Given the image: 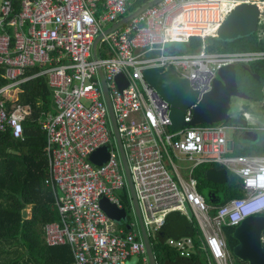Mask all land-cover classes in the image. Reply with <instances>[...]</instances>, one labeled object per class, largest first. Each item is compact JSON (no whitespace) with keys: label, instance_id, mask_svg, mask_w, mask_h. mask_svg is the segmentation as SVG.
Returning <instances> with one entry per match:
<instances>
[{"label":"built area","instance_id":"2783aa9c","mask_svg":"<svg viewBox=\"0 0 264 264\" xmlns=\"http://www.w3.org/2000/svg\"><path fill=\"white\" fill-rule=\"evenodd\" d=\"M131 2L1 0L0 67L8 82L0 86V132L22 138V122L30 106L18 101L20 84L45 77L56 112L39 121L48 162L44 186L52 191L59 215L58 223L42 230L45 244L67 246L72 264H126L131 258L148 264L139 228L125 232L98 204L105 198L122 208L120 193L126 189L110 139L99 67L149 241H155L168 213L179 211L189 217L188 206L203 233L199 245L191 237L168 238L165 245L180 258L200 253L208 264H228L221 228L264 213V156L229 155L226 133L237 129L225 125L185 127L171 133L170 105L142 71L164 72L171 67L197 92L184 111L183 123H188L220 68L263 60L264 52L210 53L202 44L192 53H175L173 44L186 43L192 36L202 41L215 37L227 14L241 4L256 5L258 25L264 27V0H160L104 35L94 59L95 39L126 16ZM32 67L39 70L26 74ZM119 74L126 81L121 90L114 80ZM100 147H106L107 158L96 166L88 156ZM206 162L234 173L243 195L217 206L206 203L192 176L193 169ZM261 240L264 244V233Z\"/></svg>","mask_w":264,"mask_h":264},{"label":"trees","instance_id":"16d2710c","mask_svg":"<svg viewBox=\"0 0 264 264\" xmlns=\"http://www.w3.org/2000/svg\"><path fill=\"white\" fill-rule=\"evenodd\" d=\"M146 0H132L128 12L137 8ZM127 12V13H128ZM264 27L258 25L257 31L249 36L239 37L229 41H220L215 37H189L186 43L173 44L175 53H192L203 44L204 50L210 53L235 52H264ZM263 31L260 35V31ZM39 70L32 67L26 71L30 74ZM4 69L0 67V86L8 80L3 77ZM235 93L253 101H262L261 89L264 86V59L249 65H240L237 68ZM18 101L30 106V113L22 122V138L14 139L9 131L0 132V264H72V258L67 246L50 247L45 244L43 228L48 224L58 223L59 215L54 207V196L49 188L44 186L48 175V162L44 154L46 144L45 134L42 132L39 121L47 113H55L52 90L47 79L43 76L25 80L20 84ZM245 119L242 114L225 126L245 128ZM234 133V144L231 156L251 154L262 155L263 148L252 145L241 148L237 143L242 136ZM112 135L110 133V139ZM113 139V138H112ZM263 147V146H262ZM254 152V153H253ZM209 167H223L218 163H201L192 172L196 179V188L199 191L203 185L211 187L209 195L203 197L206 203L217 206L233 197L243 195L241 181L234 173L232 180L223 184L212 183L205 179V171ZM121 207L126 210V225L135 223L131 202L125 188L120 193ZM29 213H26V209ZM212 214L215 213L213 209ZM182 223L177 234H171L168 224L173 220ZM125 224L119 225L125 232ZM233 227L223 226L222 236L225 247L230 252L236 241L232 239ZM191 237L196 246L202 237L195 218H187L179 211H172L165 217V223L157 232L155 241L150 238L156 264H205L202 254L197 253L191 258H180L167 245L168 238ZM264 246V244H263ZM11 252H10V250ZM12 255L8 257V255ZM240 264H244L241 263Z\"/></svg>","mask_w":264,"mask_h":264},{"label":"water","instance_id":"95a60500","mask_svg":"<svg viewBox=\"0 0 264 264\" xmlns=\"http://www.w3.org/2000/svg\"><path fill=\"white\" fill-rule=\"evenodd\" d=\"M160 0H148L128 12L126 16L111 25L102 34H100L93 43V56L95 59V50L98 42L104 35L111 33L114 29L131 20L141 11L157 3ZM259 10L256 5L241 4L235 6L225 17L215 32V38L220 41H229L239 37L249 36L255 33L258 28ZM240 65H226L220 68L216 77L212 80L210 89L202 94L192 110L191 118L188 123H183L184 111L197 98V92L189 88L185 79L178 77L176 71L168 67L164 72L157 68H147L142 71V76L147 83L161 96V98L170 105L169 131L171 133L179 132L182 128H194L198 126L211 125H227L230 123L229 116L230 100L235 93V81L239 77L237 68ZM98 73L101 78V92L104 104L107 109L110 133L115 143L121 169L125 179L126 189L131 202L132 212L137 218L141 236L144 242L148 264H156V260L152 251V246L147 236L144 225L142 212L139 206L137 196H134L132 183L128 173V168L124 158L121 142L117 134L115 121L109 104L104 81L102 79L101 69L98 67ZM119 90L126 85L121 74L114 78ZM107 158L106 147L95 149L89 156L88 161L99 166ZM205 179L212 183L223 184L233 179V175L229 174L226 168L209 167L205 171ZM101 211L109 218V220L117 224H123L127 218V212L123 208H117L109 203L105 198L98 201ZM125 228L131 230L130 225ZM264 233V214H256L247 216L237 226L233 227L231 237L236 241L232 247L230 254L244 264H264V246L261 236Z\"/></svg>","mask_w":264,"mask_h":264},{"label":"rangeland","instance_id":"374dc122","mask_svg":"<svg viewBox=\"0 0 264 264\" xmlns=\"http://www.w3.org/2000/svg\"><path fill=\"white\" fill-rule=\"evenodd\" d=\"M1 3V0H0ZM108 27V26H107ZM263 96H264V88H263ZM248 105L249 106V111L252 113L253 116H258V123H256V127L257 128H264V99L263 101H253V102H249L246 101L244 99H241L239 97L233 96L230 100V110H229V116L231 118V120L235 119V115H239L242 114L245 110H247L246 108L243 107V105ZM231 122V121H230ZM233 132L228 131L226 133V138L228 141H233V137H232ZM264 136V130H257V131H252V130H247L245 132H243V137L244 140H242L239 144L241 145L240 147H245V146H249L252 143H255V141H257V139L259 137ZM263 148V149H262ZM263 150V155H264V146L261 148ZM177 163V162H176ZM179 166L182 168L184 165L182 163H178ZM181 174L182 175H186V172L181 170ZM207 187V186H206ZM202 188L201 191H199V193L204 197L206 191L209 189L207 188ZM187 212L189 214V217L187 218H195L193 212L189 209V207L187 206ZM182 223L179 221H176L175 218L172 222H170L168 224V229L170 230L171 234H177L179 232V228H181ZM222 230V228H221ZM222 233V231H221ZM10 250V249H9ZM225 251L228 255L227 258V263L228 264H240V261L237 260L236 258L232 257L230 252L228 251V249L225 247ZM11 252V250H10ZM12 255H8V257H11Z\"/></svg>","mask_w":264,"mask_h":264},{"label":"crops","instance_id":"0c3cea01","mask_svg":"<svg viewBox=\"0 0 264 264\" xmlns=\"http://www.w3.org/2000/svg\"><path fill=\"white\" fill-rule=\"evenodd\" d=\"M263 88H264V86L262 87V89H261V93H262V96H263ZM237 97V96H236ZM239 98H241V99H244V100H246V101H249L250 102V100H248V99H246V98H242V97H239ZM263 99H264V96L262 97V101H263ZM243 107L244 108H246L247 110H245L243 113H242V115H243V118L245 119V124H246V126H245V128H236L237 130H235V131H231V132H233V134H232V137H233V135H234V133L237 131V133H236V136L237 135H240V136H242V138L239 140V141H237V143H240L242 140H244V137H243V132H245V131H247V130H252V131H257V130H264V128H257L256 127V123H258V121H259V119H258V116H253L252 115V113L249 111V106L248 105H243ZM244 114H246V115H244ZM236 116L237 115H235V118H236ZM228 127V126H227ZM230 127H233V128H235L234 126H230ZM227 144H228V149H229V154L231 153V151H232V147H233V144H234V138H233V141H228L227 140ZM252 145H256V146H264V136H262V137H259L258 139H257V141H255V143H252V144H250L249 146H252ZM249 146H245V147H243V148H246V147H249ZM242 148V147H241ZM254 153V152H253ZM251 155H257V156H264L263 154L262 155H258V154H251ZM224 167V166H223ZM225 168V167H224ZM227 170V169H226ZM228 173H229V171H228ZM26 213L28 212L29 213V209L27 208L26 210ZM27 213V214H28ZM195 221L197 222V224H198V221H197V218H196V216H195ZM126 222V221H125ZM123 224H125V223H123ZM119 225H122V224H119ZM118 225V226H119ZM126 225V224H125ZM130 226H131V228H139V225H138V222H137V218H135V223L134 224H130ZM198 226H199V224H198ZM199 228H200V226H199ZM139 230H140V228H139ZM200 231H201V229H200ZM201 234H202V237H203V233H202V231H201ZM221 236H222V233H221ZM202 237L200 238V240L202 239ZM222 238H223V236H222ZM224 240V239H223ZM203 257H204V255H202ZM184 259H186V258H184ZM204 259H205V264H208V262H207V259H206V257H204ZM211 261V260H210ZM242 263V262H241ZM126 264H137V259H135V258H131V259H129L128 261H127V263ZM211 264H215V263H213V262H211Z\"/></svg>","mask_w":264,"mask_h":264},{"label":"flooded vegetation","instance_id":"af4514ba","mask_svg":"<svg viewBox=\"0 0 264 264\" xmlns=\"http://www.w3.org/2000/svg\"><path fill=\"white\" fill-rule=\"evenodd\" d=\"M206 186H207V187H206ZM205 187H206L207 189L209 188V189L206 191V193H205V194H208V193H209V190L211 189V187L208 186V185H203V189H204ZM208 195H209V194H208ZM263 214H264V213H263Z\"/></svg>","mask_w":264,"mask_h":264},{"label":"clouds","instance_id":"9594fccd","mask_svg":"<svg viewBox=\"0 0 264 264\" xmlns=\"http://www.w3.org/2000/svg\"><path fill=\"white\" fill-rule=\"evenodd\" d=\"M239 219V216L233 218L234 222Z\"/></svg>","mask_w":264,"mask_h":264}]
</instances>
